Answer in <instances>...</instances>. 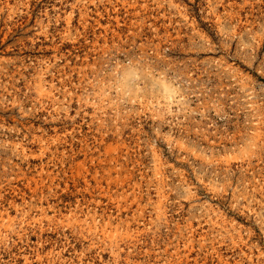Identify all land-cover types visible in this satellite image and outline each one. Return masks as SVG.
I'll return each mask as SVG.
<instances>
[{
	"label": "rangeland",
	"instance_id": "obj_1",
	"mask_svg": "<svg viewBox=\"0 0 264 264\" xmlns=\"http://www.w3.org/2000/svg\"><path fill=\"white\" fill-rule=\"evenodd\" d=\"M0 264H264V0H0Z\"/></svg>",
	"mask_w": 264,
	"mask_h": 264
}]
</instances>
